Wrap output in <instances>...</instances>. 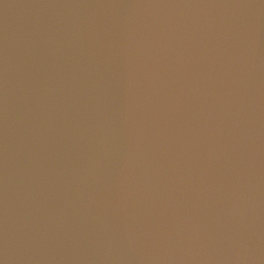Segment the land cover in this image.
Here are the masks:
<instances>
[{"label": "water", "instance_id": "1", "mask_svg": "<svg viewBox=\"0 0 264 264\" xmlns=\"http://www.w3.org/2000/svg\"><path fill=\"white\" fill-rule=\"evenodd\" d=\"M0 264H264V0H0Z\"/></svg>", "mask_w": 264, "mask_h": 264}]
</instances>
